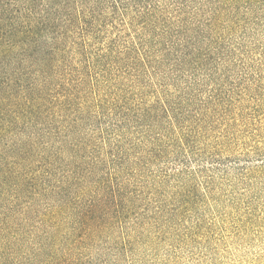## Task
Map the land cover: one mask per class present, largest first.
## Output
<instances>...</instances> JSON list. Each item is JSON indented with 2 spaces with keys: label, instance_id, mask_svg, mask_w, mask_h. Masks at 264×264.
<instances>
[{
  "label": "trees",
  "instance_id": "obj_1",
  "mask_svg": "<svg viewBox=\"0 0 264 264\" xmlns=\"http://www.w3.org/2000/svg\"><path fill=\"white\" fill-rule=\"evenodd\" d=\"M263 12L0 0V264H127L161 241L199 194L191 161L226 167L262 138L264 66L247 39Z\"/></svg>",
  "mask_w": 264,
  "mask_h": 264
},
{
  "label": "rangeland",
  "instance_id": "obj_2",
  "mask_svg": "<svg viewBox=\"0 0 264 264\" xmlns=\"http://www.w3.org/2000/svg\"><path fill=\"white\" fill-rule=\"evenodd\" d=\"M251 33L247 43L261 54L264 66V26ZM260 113L264 116V111ZM262 132L261 140L250 136L246 145L234 147L235 159L227 160L226 167L191 161L192 177L183 180L199 191L191 207L185 216L175 215L166 222L161 241L143 247L138 258L127 264H264ZM258 150L263 160L257 158ZM199 163L217 170L200 174ZM206 177L215 179L209 189ZM174 192L168 190L160 199H171Z\"/></svg>",
  "mask_w": 264,
  "mask_h": 264
}]
</instances>
